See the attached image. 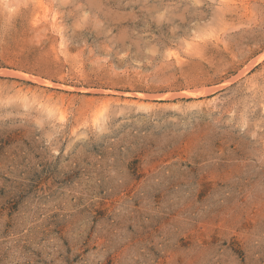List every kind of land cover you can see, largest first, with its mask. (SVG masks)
Instances as JSON below:
<instances>
[{
    "label": "rangeland",
    "instance_id": "374dc122",
    "mask_svg": "<svg viewBox=\"0 0 264 264\" xmlns=\"http://www.w3.org/2000/svg\"><path fill=\"white\" fill-rule=\"evenodd\" d=\"M45 1L0 0V264H264V0Z\"/></svg>",
    "mask_w": 264,
    "mask_h": 264
},
{
    "label": "bare ground",
    "instance_id": "6f19581e",
    "mask_svg": "<svg viewBox=\"0 0 264 264\" xmlns=\"http://www.w3.org/2000/svg\"><path fill=\"white\" fill-rule=\"evenodd\" d=\"M37 6L39 8V14L47 15L48 6L45 0H36ZM38 11V10H37ZM55 17V16H54ZM38 18V17H37ZM41 18V17H40ZM56 18V17H55ZM49 107V106H48ZM51 107V106H50ZM54 109V108H53Z\"/></svg>",
    "mask_w": 264,
    "mask_h": 264
}]
</instances>
